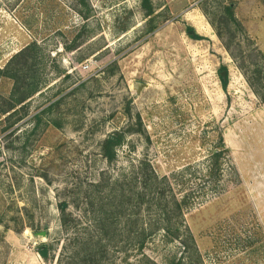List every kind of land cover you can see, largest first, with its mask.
I'll use <instances>...</instances> for the list:
<instances>
[{"label": "rangeland", "instance_id": "obj_1", "mask_svg": "<svg viewBox=\"0 0 264 264\" xmlns=\"http://www.w3.org/2000/svg\"><path fill=\"white\" fill-rule=\"evenodd\" d=\"M151 4L149 16L143 0H0V71L35 42L29 68L43 85L10 121L0 115V264H54L37 247L67 236L59 202L86 220V192L130 180L143 159L180 197L194 192L185 217L200 257L187 264H264V101L240 68L245 58L264 72V0ZM13 86L0 73L3 97ZM117 131L109 165L102 145ZM221 136L230 160L214 194L202 168ZM183 250L162 233L145 253L168 264Z\"/></svg>", "mask_w": 264, "mask_h": 264}, {"label": "trees", "instance_id": "obj_2", "mask_svg": "<svg viewBox=\"0 0 264 264\" xmlns=\"http://www.w3.org/2000/svg\"><path fill=\"white\" fill-rule=\"evenodd\" d=\"M143 6L149 16L154 13L151 0H143ZM230 14L234 18L233 13ZM38 48L37 43L30 44L0 71L14 80L10 96L6 98L0 94V115H6L8 121L20 113L17 109L19 106L25 108L26 101L42 90V83L35 80L29 68L30 61L36 58ZM17 59L24 61L16 64ZM240 68L255 94L264 101L262 66L258 62L248 65L243 58ZM52 107L50 105L34 116V120H37L36 130ZM17 122L13 121L10 126ZM123 143L124 136L120 131L114 132L103 142V155L109 165L115 162L116 151ZM229 153L230 149L221 136L220 143L214 147L206 166L202 168V174L214 194L222 190V180L230 160ZM94 187L92 193L86 192L83 196L85 204L90 206L84 215L86 220L82 215L75 216L70 211L68 201L59 202L61 228L67 236L56 245L49 242L37 247L46 262L117 264L116 253L112 254L117 249L126 254L121 259L123 264H160L147 255L145 249L150 239L162 233L170 241L179 242L184 249L180 258L168 264H187L184 254L189 252L200 257L195 237L185 217L186 208L194 200V192L180 197L175 181L170 175L159 173L150 160L139 161L133 167L130 180L124 174L106 176L96 182ZM206 194L204 191L201 196L205 197ZM57 245L60 246L59 253L54 254L58 250Z\"/></svg>", "mask_w": 264, "mask_h": 264}, {"label": "water", "instance_id": "obj_3", "mask_svg": "<svg viewBox=\"0 0 264 264\" xmlns=\"http://www.w3.org/2000/svg\"><path fill=\"white\" fill-rule=\"evenodd\" d=\"M192 32H194V31H192ZM134 85H135V86L137 85L139 88H141V87L144 86L143 83H139V82H136ZM45 233H46V232H45ZM46 234H47V233H46Z\"/></svg>", "mask_w": 264, "mask_h": 264}]
</instances>
